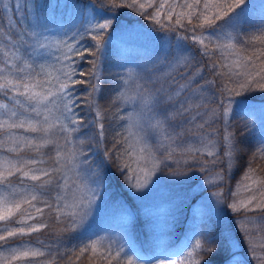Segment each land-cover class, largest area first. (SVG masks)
<instances>
[{
  "label": "snow or ice",
  "instance_id": "6c2138e0",
  "mask_svg": "<svg viewBox=\"0 0 264 264\" xmlns=\"http://www.w3.org/2000/svg\"><path fill=\"white\" fill-rule=\"evenodd\" d=\"M101 6L138 10L160 29L175 32L177 40L175 52L163 58V74H157L156 66L122 74L124 87L116 89L113 119L126 123L112 130V147L104 149V159L115 163L138 191L147 187L161 165L169 164L191 165L205 173L225 164L226 169L215 172L216 179L207 181L223 184L224 172L231 171L238 148L230 130L235 97L253 90L264 92V22L248 30L243 27L252 0H102ZM0 7L13 11L10 0H0ZM21 7V0H15L17 13ZM8 24L21 27L11 16ZM111 26L112 20L104 18L53 41L42 31L46 24L37 19L22 32L3 34L12 51L0 47L4 58L0 93L12 104L0 102V151L12 156L0 158V249H4L0 264H58L57 257L64 264H76L86 254L93 264H135L123 246L113 250L103 239H85L82 231L76 237L80 243L67 246V253L61 249L63 234L82 229L99 198V175L82 159L88 155L83 147L87 134L74 139L85 127L76 86L89 84L83 104L94 111L90 121L96 129L93 139L103 145L108 130L105 110L99 104L100 57ZM86 38L92 41L91 48L79 46ZM21 48L27 58L19 55ZM53 48L60 53L56 56L60 68L36 62L44 50ZM196 50L203 60L197 61ZM77 58L90 67H77ZM84 76L89 80L81 79ZM129 86L135 95H128ZM129 102L136 103L139 112L121 115L120 105ZM17 130L33 135H17ZM257 156L264 159V143L253 153V158ZM82 170L86 176L82 177ZM254 172L250 162L244 175L250 183L242 185L252 195L232 200L228 207L244 214L235 221L237 229L248 255L255 264H264V219L258 224L259 218L247 215L264 212V180L253 178ZM89 178L91 183H86ZM213 196L220 202L226 199L222 187ZM43 229L55 230L57 251L51 245L41 248L23 239ZM37 243L44 245L40 239ZM198 249L215 251L210 241L204 248L197 240L187 257L190 264H201L195 255Z\"/></svg>",
  "mask_w": 264,
  "mask_h": 264
},
{
  "label": "trees",
  "instance_id": "16d2710c",
  "mask_svg": "<svg viewBox=\"0 0 264 264\" xmlns=\"http://www.w3.org/2000/svg\"><path fill=\"white\" fill-rule=\"evenodd\" d=\"M58 1H65L67 5L70 4L76 9H82L84 12L85 10H91L100 15H105L103 14L105 12L111 14L112 16L109 18L112 20L113 25L111 26V30L109 32L107 30L105 33V39L106 36L111 35L112 31L119 26L121 19H127L130 25H135L137 21L139 24L140 22H144V17L139 14L138 10L130 7H102V0ZM254 1L252 0V2ZM4 18L3 8L0 7V22ZM262 22H264V1L260 2L258 6L253 5L251 7L245 18L243 27L245 30H248ZM142 36L143 34H140V40ZM147 41L149 42L148 38H143L141 43L134 38L112 39L107 42L101 54L99 104L105 110V126L108 130L103 145L98 146L96 140L93 139L96 129L90 124V121L94 118V111L83 104V100L89 91V84L85 83L76 86V91L81 97V107L78 111L84 117L83 124L85 125L82 132L77 133L76 136H85V133L87 134L83 147L86 149L88 155L82 157V159L87 160V167L92 168L99 175L101 193L104 198L99 207V214H101L102 218L97 223L85 222L82 229L77 230V232L63 234L61 237L63 240L61 249L66 253L67 246L80 243L76 237L82 231L85 239H103L105 244L111 243L113 250L119 246H123L125 253L132 256L135 264H150L154 258L158 246L157 240L159 239L157 237L159 230H155L154 226V222L157 221L155 218L157 214L154 212L146 213L145 210L138 209L132 193V187L130 186L131 183L128 182L129 177L125 176L116 167L115 163L106 161L103 155L105 148L110 149L112 147V130L118 125L126 123V121L116 122L113 119L117 105L113 104L112 101L116 96L118 85L120 88L124 87L120 84L122 74L128 69L139 71L144 67L152 68L153 66H156L160 70L157 74H163L166 71L164 67L165 63L161 61L160 44L156 46L148 44ZM79 46L91 48L92 41L86 38L81 41ZM196 55L197 61L203 60L199 56L198 50H196ZM86 58L90 59V57ZM77 67H82L86 70L90 66L77 58ZM81 79L88 81L89 77L84 76ZM131 92H133V88L129 86L127 89L128 95ZM217 95L219 94L217 93ZM247 101H264V92L253 90L235 97V102ZM120 106L123 108V111L120 113L121 115L133 114L132 110H135L136 107L138 108L134 102ZM136 111L138 112L139 110ZM230 124V130L235 134L238 148L231 171L225 170L224 182L223 184H219V187L223 188L226 197L224 200L226 206L227 202L239 200L245 194L242 185L250 183V181L244 180V175L250 162L251 167L255 169L253 178L258 177L264 180V159H260L259 156L253 158V153L264 143V107L252 104L244 108L242 106L234 107ZM110 125L111 127H109ZM204 159L210 158L204 157ZM192 167L191 165H181L178 168L175 164H169L168 167L161 165L158 171L161 177L167 180L170 178L174 185L171 184L170 190L163 196H160L161 203H153L151 207L161 204L180 207L175 213L171 211L168 218L164 219V225L159 232L162 239L164 238V247L170 252H177L188 242V245H186V254L188 255L192 252L197 240L201 242L204 248L208 247V242L210 241L215 251L208 253L203 249H198L195 254L201 260V264H231L233 260L236 261V264L237 261H240L241 264H255L248 255L247 245L241 238L235 220H232L229 216V209L227 214L225 211L226 207L220 206L218 212H215L206 208L203 203L200 204L201 208L197 211L198 213H195L193 210H186V208L182 207V199L188 197L183 189L190 184L185 181L188 180L187 176L193 173H190V168ZM219 169H226L225 164L212 166L207 173L200 171L199 168L194 170V172L200 177L215 176V172ZM174 172L177 174L174 175ZM131 175L134 176V173ZM256 187L254 186V190ZM233 193H237V195L233 196ZM201 196V193L195 194L192 200L197 201ZM262 214L264 212L255 211L256 218H259L258 224L261 219H264ZM238 215L240 216L242 213H238ZM119 237H124L130 242L128 248L120 244ZM23 239L32 243L41 239L46 242V245L52 246V251H57L56 244L58 238L55 235L54 229H43L41 232L33 233L32 236L24 237ZM235 241H239V244L236 245L241 246L240 250H233ZM44 259H48V257H41V260ZM57 262L58 264H64L59 257H57ZM76 264H93V262L87 259L86 254ZM97 264H101V262H97ZM113 264H115V261ZM184 264H190L189 260Z\"/></svg>",
  "mask_w": 264,
  "mask_h": 264
},
{
  "label": "rangeland",
  "instance_id": "374dc122",
  "mask_svg": "<svg viewBox=\"0 0 264 264\" xmlns=\"http://www.w3.org/2000/svg\"><path fill=\"white\" fill-rule=\"evenodd\" d=\"M264 0H255L252 2V5L258 6L260 2ZM140 2H144V0H140ZM161 2V0H157V3ZM182 2V0H181ZM21 10L20 12L15 11V0H10V6L12 7L13 11L11 13L6 12L4 9V15L5 18L3 21L0 22V47H7L9 51H12V46L6 44V41L3 37L4 33L8 34H14L16 31H24L28 25L34 23L37 19L41 21V23L46 24V27L42 29V31L45 32L46 35H48L49 40H60L66 38L67 35H72L79 31H83V29L89 24V22H95L103 20L105 17L109 18L112 15L109 13H103L105 15L96 14L95 12L91 10H85V12L81 9H76L70 4L67 5V3L64 1H58V0H21ZM149 12L152 11V9H148ZM166 11V10H165ZM12 17L14 21H17L21 27L14 28L12 25L8 24V18ZM119 26L112 31L111 35L106 36L107 41H110L112 39H130L134 38L136 41L142 42L143 38H148L149 42L148 44L153 45H159L161 47V61L162 63L166 64V61H164V57L169 53V51L175 52L176 50V33L175 32H169L163 29H160L158 25H155L149 20H146L144 18V22H140V24L135 22V25H130L129 21L127 19H121L119 22ZM139 25H138V24ZM113 25V22H112ZM112 28V27H111ZM111 28L108 29V32L111 30ZM140 34L142 36V39L140 40ZM19 55L27 58V53L23 48L20 49ZM60 55L54 48L44 50L40 55L36 57L37 63H45V64H51L55 65L56 68H60L62 65L56 60V56ZM3 57L0 56V64L3 62ZM165 72V71H164ZM163 72V73H164ZM130 95H135V91L133 89V92H131ZM0 102L9 103L12 104V101L8 100L2 93H0ZM249 104H252L254 106L262 105L264 107V101L261 102H254V101H247V102H235L232 105V110L234 111V107H248ZM134 106V105H133ZM136 110H139V107L135 110H132L133 115L138 113ZM3 111V110H0ZM232 111V114H233ZM17 135L21 136H32V133H25L22 130H17ZM76 137V134H74V139ZM0 139H3V137H0ZM43 151L48 152L50 149H44ZM22 156L31 155V153H21ZM4 156H12L11 153H6L3 151H0V158ZM46 166V165H45ZM198 167H192L190 168L188 180L185 182H189L190 184L186 186L183 191L186 192V198L182 199L183 201L181 204H183L182 207L186 208V210H193L195 213H198L197 211L201 208L200 204L205 205L206 208H209L215 212H218L220 209V206L226 207L225 211L228 214L229 209V216L232 220H237L238 218L242 217V215H238V213H233V211L227 206L225 201L220 202V200L213 196V193L217 191V188L219 187V184H210L207 181L216 179L215 176L208 175L206 177H200L197 174H195L194 170H196ZM70 176L75 178V175L70 173ZM82 177L86 176V172L82 170L81 172ZM135 176V173H134ZM13 181H15V177L12 178ZM86 183H91V178L85 181ZM172 184V180L169 178L167 180L166 178L161 177L158 174V171L151 176L150 182L148 183L147 187L136 190L132 187V193L135 197V201L138 205V209L145 210L146 213L154 212L157 214L155 218L157 219L156 222H154L155 230H159L158 236L159 239L157 240L158 246L156 248V252L154 255V258L150 264H179L181 261H184V263L188 262V255L186 254V245H188V242H186V245L177 252H170L164 247V238L159 235V232L161 228L164 225V219L168 218L169 213H175L178 208L175 207V205H158L151 207L153 203H161V197L166 192L170 190V185ZM174 185V184H172ZM131 186V185H130ZM245 194L241 199L247 198L251 196L252 194L246 191H243ZM190 196H189V194ZM201 193L202 196L199 197L197 201L192 200L195 194ZM160 197V198H158ZM103 196L101 193V182H100V190H99V198L95 202V209L92 212L91 216L86 220V222L91 223H97L100 218H102L101 214H99V207L102 204ZM214 206V207H213ZM228 207V208H227ZM172 215V214H171ZM249 217H257L255 215V212H249L247 214ZM264 216V214H262ZM259 220V219H258ZM35 223V221H32ZM236 224V223H235ZM2 227V225H0ZM251 227V225H250ZM19 239V238H18ZM25 240V239H24ZM41 240V239H40ZM28 241V240H26ZM119 242L121 245H124L128 248V245L130 242L125 239L124 237H119ZM32 243V242H31ZM34 246L44 248L46 245V242L44 241V245H40L37 243V240L32 243ZM131 247V246H129ZM186 249V250H185ZM241 246H233V250H240ZM4 251V249H0V252ZM41 260V257L38 258ZM15 264H22L20 261H16ZM231 264H236V261L233 260Z\"/></svg>",
  "mask_w": 264,
  "mask_h": 264
}]
</instances>
